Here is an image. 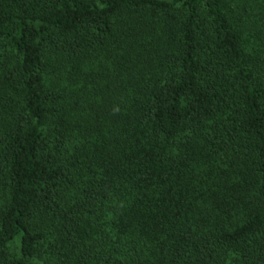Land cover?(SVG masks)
<instances>
[{
    "label": "trees",
    "instance_id": "trees-1",
    "mask_svg": "<svg viewBox=\"0 0 264 264\" xmlns=\"http://www.w3.org/2000/svg\"><path fill=\"white\" fill-rule=\"evenodd\" d=\"M0 264H264V0H0Z\"/></svg>",
    "mask_w": 264,
    "mask_h": 264
}]
</instances>
